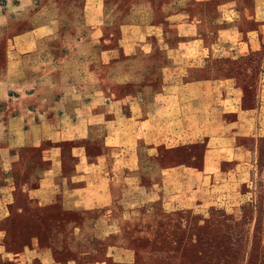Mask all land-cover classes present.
Here are the masks:
<instances>
[{"label": "crops", "instance_id": "obj_1", "mask_svg": "<svg viewBox=\"0 0 264 264\" xmlns=\"http://www.w3.org/2000/svg\"><path fill=\"white\" fill-rule=\"evenodd\" d=\"M5 1L0 264H82L79 258L89 256L94 259L84 264H135L139 256L150 261L178 255L186 228L231 224L257 209L250 199L254 182L264 188V41L238 24L241 10L219 9L213 37L217 48L239 45L246 52L241 60L256 71L242 78L233 68L238 57L214 58L209 90L223 121L205 140L199 167L172 168L158 145H127L140 136L126 138L123 119L115 115L154 114L159 101L173 98L164 88L182 82L183 74L176 50L160 46L159 20L179 26L185 11L206 0L118 8L117 45L109 34L72 47L57 42L53 24L35 23L41 10H27L32 22L13 29L18 10H3ZM125 26L144 33L122 32ZM173 39L184 44L182 37ZM259 50L261 57L254 55Z\"/></svg>", "mask_w": 264, "mask_h": 264}, {"label": "rangeland", "instance_id": "obj_2", "mask_svg": "<svg viewBox=\"0 0 264 264\" xmlns=\"http://www.w3.org/2000/svg\"><path fill=\"white\" fill-rule=\"evenodd\" d=\"M171 1L30 0L29 4L26 2L21 4L17 0H10L4 2L2 9L18 10L13 12L14 16L9 23L13 29L32 22L27 10L35 12L41 10L40 15L36 16L35 23L41 24L45 21L53 24L59 30L57 42L60 40L67 47H72L75 42L81 40L97 39L101 35L109 37V34L110 42L117 45L115 30L122 20L115 19L116 9L128 10L131 7L140 6L160 7L170 5ZM17 4H19L18 7ZM230 8L241 10L238 24L245 28L244 31L252 33L255 30L253 33L257 35V39L264 41V0H206L204 6L185 11L186 17L183 23L178 24L179 26L175 25V27L164 18L159 20V26L165 35L160 41V46L176 50L183 74L182 82L167 86L172 87L173 90L176 89L174 91H167V87L164 88L167 96L173 98L169 100L163 98L161 102L159 101L154 114L139 115L138 112L132 111L129 120L124 119L122 115H115L118 119H123L121 127L126 128L123 131L126 138L140 136L136 143L127 142V145H144L145 142L150 144L149 147L158 145L155 149L172 168L179 165L200 166L205 140L218 129L223 121L224 110L215 106L210 93L215 76L214 58L238 57V60L233 61V68L237 74L241 73L242 78L245 76L244 73L251 75L256 71L254 64L250 66L241 60L246 52L239 48V45L230 44L229 48H233L232 51L217 48L213 37V16L219 9ZM112 30L115 33L114 37H111ZM131 31L136 32L133 33L135 35L144 33L142 29L135 31L126 26L122 30V32ZM175 37L179 39L182 37L184 44L180 46L174 42ZM2 38L0 37V40ZM202 40H205V43ZM234 42H238L237 39L234 38ZM1 51L0 49V53ZM16 52L19 54V49L12 51L13 54ZM254 55L261 57L262 51L259 50ZM116 91L123 92L121 89ZM174 100H177L179 105H176ZM131 105L133 107V104ZM150 121L152 127L156 128L151 132L148 131ZM247 137L250 139L251 135ZM255 184H257V191L253 189L256 187ZM252 189L253 194L250 200L254 201V205L258 207L246 210L242 219L231 224L218 221L203 230L186 228L181 252L178 255L148 258L150 261L144 256H139L135 264H264L262 182H254ZM94 247L102 249L98 243ZM142 248H147V245L142 244ZM79 259L84 264L94 258L89 256Z\"/></svg>", "mask_w": 264, "mask_h": 264}]
</instances>
